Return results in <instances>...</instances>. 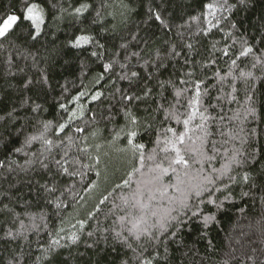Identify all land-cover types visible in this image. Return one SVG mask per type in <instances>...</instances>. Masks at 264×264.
<instances>
[{
    "label": "trees",
    "instance_id": "16d2710c",
    "mask_svg": "<svg viewBox=\"0 0 264 264\" xmlns=\"http://www.w3.org/2000/svg\"><path fill=\"white\" fill-rule=\"evenodd\" d=\"M29 2L44 9L40 34L33 39L30 22L21 19L0 38V264H140L155 250L159 256L154 264H264V0H219L224 10L209 19L220 25L207 35L201 31L208 28L205 5L216 0ZM85 3L87 10L76 14ZM23 6L24 0H0V18L20 15ZM81 34L94 37L93 43L73 47ZM249 46L252 53L237 59ZM105 64L112 65L107 72ZM132 72L137 76L131 77ZM241 72L252 75L241 77ZM125 75L130 80L121 79ZM189 79L203 80L209 92L205 105H217L209 107L216 118L208 125L209 140L220 149L213 166L226 162L225 150L229 156L240 150L246 163L238 171H247L253 179L215 194L221 207L207 206L211 211L206 208L205 214L214 217L207 228L194 218L154 249L128 235L129 221L141 215L131 207L133 194L138 187L143 190L149 223L151 212L162 211L168 201L157 195L149 202L147 188L140 184L148 177H129L139 164L128 144L126 132L133 126L126 113L137 119L134 142L145 145L147 157L165 128L183 130L182 123L166 119L165 110L175 106L181 121L185 118L191 93L177 98L175 92L187 87L181 80ZM147 89L151 92L145 95ZM97 94L102 95L94 100ZM126 95L140 99L129 103L123 99ZM252 106L254 116L246 111ZM70 112H76L77 119L67 135L60 134L61 143L56 126L66 122ZM49 122L46 136L59 145L51 154L40 141L25 143ZM77 127L84 131L77 133ZM65 151L76 161L69 170L78 174L58 173L53 159ZM153 165L146 158L141 171L148 173ZM52 187L54 192L46 191ZM169 195L178 193L169 189ZM118 232L126 240L117 239ZM73 235L78 237L75 243ZM53 239L60 241L54 249ZM142 245L148 249L143 257Z\"/></svg>",
    "mask_w": 264,
    "mask_h": 264
},
{
    "label": "snow or ice",
    "instance_id": "6c2138e0",
    "mask_svg": "<svg viewBox=\"0 0 264 264\" xmlns=\"http://www.w3.org/2000/svg\"><path fill=\"white\" fill-rule=\"evenodd\" d=\"M227 0H224L226 3ZM224 3L216 2L208 3L205 5L207 12L204 14V19L208 24L207 29H201V31L207 35L212 28H218L220 21L217 20L213 23L212 19L209 17H215L217 11L224 10ZM243 3V0H241ZM88 4H81L75 9L76 14H81L87 10ZM157 20L161 17L156 15ZM21 19L29 21L30 27L34 30L35 35L33 39L36 38L41 32L42 26L45 24V12L44 9L34 2H29V0H24V6L20 15L16 14H5L4 17L0 18V38H6L14 27L18 25ZM235 27V25H233ZM94 37L88 34H81L75 37L72 41L73 47H83L85 45L92 44ZM191 48L192 45H187ZM174 51V50H173ZM253 49L249 47H243L239 52V57H247L251 54ZM180 53H175L179 55ZM225 56H229L227 50L223 53ZM93 56L96 55L95 52L92 53ZM214 62V61H213ZM236 59H233L231 63L236 64ZM187 63V61H186ZM256 65L254 64L253 67ZM123 68L124 65H121ZM112 68L111 64H105L104 70L107 72ZM189 77H192L194 73H188ZM241 77L251 76L252 74L241 72ZM137 73L132 72L131 77H136ZM102 78V77H101ZM121 79H129L127 75L122 76ZM223 79V77H221ZM181 84L187 85L184 89L177 90L175 95L177 98L181 97L183 93H191L186 102V110L184 113L185 118L181 121L180 115H178L173 106V110H165L167 115L166 119H173L177 123H182L183 130L177 131L173 127H167L163 130L162 138L161 135H157L155 140L156 147L152 149L150 155L145 157V145L141 143H135V139L138 135L135 130L137 125V119L131 112L126 113L129 118L130 124L133 126L126 132L128 139V144L134 154V157L139 164V167L133 168L132 172L129 173V177L134 173H140L141 176H147L148 179L141 180L140 184L147 188L148 191V201L151 202L157 199V195L160 199H167V206L163 208L162 211H152L151 217L152 222L149 223V219L144 215V209L149 207V203L143 201L144 192L138 187L137 191L133 194V203L131 207L140 210L141 215L138 218L130 220L129 223L131 227L128 229V235L134 238L136 241H144L146 244L155 246L159 243H163L165 237H175L179 228L186 226L194 218L197 220H202L203 226L207 228L209 223L214 219L213 216L205 214L207 206H215L220 208L221 204L218 203V197L214 198L216 193H223L226 189L231 190L233 185L238 183L248 184L253 177L247 171H238L242 169V166L246 161L242 158L243 153L240 150H235L229 156L227 150H225L224 155L227 156V160L219 168L213 166V161H215L220 155V149L217 147L216 142L210 141L209 136L211 135L208 130V125L210 121H214L216 118L209 114V107L215 108L217 105L209 104L205 105V98L209 95L208 89L202 87L204 84L203 80L189 79L181 80ZM163 87V85H162ZM235 91V88L233 89ZM151 92L150 89L145 91V95ZM83 95V93H81ZM97 94L93 96L94 100L100 98ZM74 99H79L76 97ZM124 100L131 103L133 100L140 99L139 96L126 95L123 97ZM217 101L221 97H216ZM234 100L235 97H232ZM251 100V96L247 97ZM179 103V100H177ZM39 107V106H37ZM61 109H65L66 112L69 110L64 104L60 105ZM248 115H255L256 109L254 106L249 107L247 110ZM199 119V122L192 127L193 122ZM77 119L76 112H70L67 121L64 123H58L56 126L57 138L63 143V137L60 136L61 133L67 135L66 130L70 128L72 121ZM222 120L223 117H220ZM231 119V118H230ZM44 131L40 135L31 136L26 140V144L31 145L34 141H40L45 146L46 151L51 154L53 147H59L55 145L52 139L47 138L46 133L50 131V122L44 124ZM77 133L83 132L84 129L77 127L75 129ZM224 135V133H221ZM67 141L69 145L74 143L72 136H67ZM227 143V141H224ZM159 149V152L157 151ZM17 152L21 149L17 148ZM81 151H86V149H81ZM162 157L157 162V157L160 154ZM153 161L154 165L149 168L148 173H143L141 170L145 166V159ZM54 164L57 167L58 173L62 175L73 176L78 174L76 171H70L69 166L73 165L75 158L71 157L67 151L59 159H53ZM41 166L45 169L49 168L47 163L41 161ZM0 167H3V162L0 161ZM170 177V182L165 183L164 178ZM123 184L127 186L129 180H124ZM117 188L121 185H116ZM169 189L173 193H178V195H169ZM46 191L54 192L55 187L47 188ZM247 195V193H245ZM228 197L225 196V199ZM107 199V197H105ZM125 204L129 201L127 198L124 200ZM103 203V201H101ZM59 207V205H57ZM208 212L211 211L207 208ZM123 220V218H122ZM83 226V221L79 222ZM91 235V233H89ZM117 239L126 240V237L121 236L118 232L116 233ZM72 243H75L78 239L77 236L73 235L70 237ZM60 246V241L58 239H53L51 241V248H56ZM131 248V244L128 245ZM147 248L142 245V257L143 253L147 252ZM159 256L158 250H155L150 257H143L140 260V264H154V259Z\"/></svg>",
    "mask_w": 264,
    "mask_h": 264
}]
</instances>
